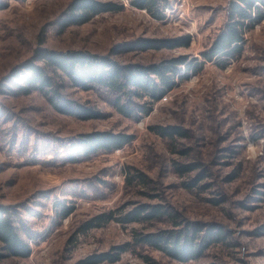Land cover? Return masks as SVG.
I'll return each instance as SVG.
<instances>
[{"label": "rangeland", "instance_id": "obj_1", "mask_svg": "<svg viewBox=\"0 0 264 264\" xmlns=\"http://www.w3.org/2000/svg\"><path fill=\"white\" fill-rule=\"evenodd\" d=\"M71 1L0 0V205L14 212L32 249L27 258L3 257L0 264H74L125 244L130 248L119 261L100 264H264V21L245 34L241 54L222 67L205 61L202 52L222 32L230 0H168L162 19L130 0H102L124 8L61 29ZM185 36L191 38L187 47L112 53L143 39ZM39 48L147 66L187 56L202 68L190 71L138 121L117 113L109 98L69 84L67 93L103 113L82 120L55 111L41 92L17 94L4 81ZM153 125L179 126L185 136L160 137L150 131ZM94 131L135 139L70 162L65 141ZM174 162L196 168L181 175ZM57 201L73 205L72 214L60 218ZM141 204H161L166 213L78 233L97 214ZM182 226L202 234L222 231L223 240L186 262L135 242L136 233Z\"/></svg>", "mask_w": 264, "mask_h": 264}, {"label": "trees", "instance_id": "obj_2", "mask_svg": "<svg viewBox=\"0 0 264 264\" xmlns=\"http://www.w3.org/2000/svg\"><path fill=\"white\" fill-rule=\"evenodd\" d=\"M130 3L138 9L146 10L156 19L164 18V10L169 5L168 0H130ZM2 8L0 4V9ZM123 8V4L114 1L72 0L60 19V28L82 25L99 14L121 11ZM263 21L264 0H230L228 20L211 46L202 52L203 59L218 62L224 67L230 59L241 54L245 34ZM190 39V36L175 39H143L127 44L122 50L113 49L112 53L187 47ZM201 66L202 64H198L197 61L191 63L187 56L171 57L147 66L122 64L113 57L88 51L61 52L39 48L32 58L15 67L4 81L11 83L12 90H18L17 94L41 92L58 113L82 120L101 118L103 113L95 105L81 102L66 92L71 84L83 91L97 92L109 98L117 113L138 121L149 115L152 105L163 99L179 81L187 79L190 71L194 74L200 72ZM149 129L154 134L169 139L185 136L184 130L174 125H153ZM134 139V135L124 132L94 131L69 138L63 146L69 161L75 162L87 159L100 151H115ZM195 166L174 162V168L181 175L195 170ZM144 176L135 174L134 178L138 177L146 182ZM55 208L59 210L60 218L68 217L74 210L73 205L68 206L60 201L55 203ZM165 213V208L161 204H141L129 210L118 208L85 220L78 227V233L86 234L93 228H102L113 221L123 225L152 221ZM21 231L22 225L16 221L14 212L0 205V248L4 252L0 253V260L3 257L27 258L31 255V246ZM222 240V231L202 234L198 229L190 230L189 227L183 226L180 229L135 235L136 243L151 246L182 262L195 258L207 246ZM129 248V244L115 246L111 252L91 254L74 264L117 262Z\"/></svg>", "mask_w": 264, "mask_h": 264}]
</instances>
